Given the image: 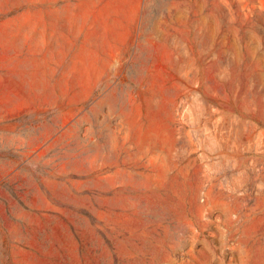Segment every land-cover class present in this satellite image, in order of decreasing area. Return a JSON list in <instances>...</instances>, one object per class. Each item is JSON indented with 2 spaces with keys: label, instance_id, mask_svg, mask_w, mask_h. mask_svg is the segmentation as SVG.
I'll use <instances>...</instances> for the list:
<instances>
[{
  "label": "rangeland",
  "instance_id": "374dc122",
  "mask_svg": "<svg viewBox=\"0 0 264 264\" xmlns=\"http://www.w3.org/2000/svg\"><path fill=\"white\" fill-rule=\"evenodd\" d=\"M0 264H264V0H0Z\"/></svg>",
  "mask_w": 264,
  "mask_h": 264
},
{
  "label": "bare ground",
  "instance_id": "6f19581e",
  "mask_svg": "<svg viewBox=\"0 0 264 264\" xmlns=\"http://www.w3.org/2000/svg\"><path fill=\"white\" fill-rule=\"evenodd\" d=\"M184 102V101H183ZM188 104V103H187ZM189 105V104H188ZM187 105V107L189 108V106ZM186 107V106H185ZM177 109H178V107H177ZM187 109V108H186ZM190 110V109H189ZM188 110V111H189ZM192 110V109H191ZM173 112H174V110H173ZM185 112V111H184ZM187 113V112H186ZM184 114V113H183ZM175 117V116H174ZM187 117V116H186ZM183 118V117H182ZM185 135H186V138H187V136H190V131H187L186 130V133H185ZM186 144V143H185Z\"/></svg>",
  "mask_w": 264,
  "mask_h": 264
}]
</instances>
